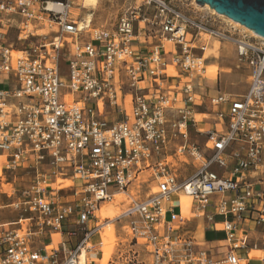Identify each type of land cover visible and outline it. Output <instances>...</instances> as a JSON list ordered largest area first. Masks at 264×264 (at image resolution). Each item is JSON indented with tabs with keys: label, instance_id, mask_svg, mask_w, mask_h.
<instances>
[{
	"label": "built area",
	"instance_id": "obj_1",
	"mask_svg": "<svg viewBox=\"0 0 264 264\" xmlns=\"http://www.w3.org/2000/svg\"><path fill=\"white\" fill-rule=\"evenodd\" d=\"M49 2L0 0V77L14 83L0 88L3 169L36 173L20 198L0 204V211L21 212L0 223V264H103L100 234L111 225L106 264H240L238 251L249 247L240 229L246 221L264 224V37L221 21L210 8L143 0L121 13L115 27L93 28L83 41L89 25L71 16L69 0L52 1L62 10ZM16 16L23 48L3 37ZM141 23L160 33L147 54L134 47ZM37 24L56 35L26 42ZM204 36L235 45L248 71L246 92L200 93L207 68L194 43ZM166 44L174 50L171 61ZM206 103L225 125L222 132L198 129L197 115L206 114L198 109ZM192 128L206 136L202 145ZM52 176L72 184L54 185ZM142 183L144 197L134 186ZM180 195L190 198V214ZM117 196L127 209L102 219V205ZM190 216L220 224L223 243L198 240L187 227Z\"/></svg>",
	"mask_w": 264,
	"mask_h": 264
},
{
	"label": "rangeland",
	"instance_id": "obj_2",
	"mask_svg": "<svg viewBox=\"0 0 264 264\" xmlns=\"http://www.w3.org/2000/svg\"><path fill=\"white\" fill-rule=\"evenodd\" d=\"M170 1L174 5L188 11H190L192 7H197L201 10L208 9L207 7H201L197 2L196 3L199 6H196L195 0ZM69 2L71 5V8L69 10L71 16L78 21V24L80 26L85 24L89 25V27L83 31L86 34L84 36L86 38L90 37V31L93 28L104 27L111 29L115 27L121 13H123L128 7L143 5V0H97L95 4L88 7L83 6L84 0H69ZM146 15L152 19V9H146ZM220 19H222L221 21L223 22H227L229 20L224 16H221ZM223 22L219 24H222L223 26ZM141 25H143V23ZM147 25L150 28L149 30H147V33L151 34V37L152 35L154 36L156 34L160 35L157 26L152 27V24ZM42 26L43 25L30 26V34L32 32L35 34L34 36L30 35L26 42H37L38 39L49 38L47 37V35L48 33L52 34V30H49L48 28L43 29ZM137 27L138 25L136 26V33H138ZM19 33V29H17L16 27H10L5 33H3L4 40L7 44L12 45L15 48H23L25 46L24 44L26 43H24L23 40L19 39ZM205 37L209 40V45L205 51V56H209V58H211L210 61L216 60L215 57H218L217 60L220 64V71H222H219L216 79L210 77L208 72L205 73V76L202 78V85L204 86V91L206 92V94H213L218 90L233 94H242L246 92L249 85L248 71L243 65L239 63L235 45L229 41H220L217 37L214 36ZM62 71L65 73V75H67V66L65 63L62 65ZM198 110L199 112L206 113L204 115H197L200 121L198 129H202L204 131L217 129L219 132L221 131V126H215V122L217 121L213 111L215 110L214 107L206 103ZM191 135L192 138L199 143V145H202L206 138L205 135H201L194 128L191 129ZM35 174L36 173L32 168H20L15 172L3 170L2 173H0V204L8 205L14 200L20 198L24 189H26L34 181ZM52 181H56V183L54 182V185H57V183L59 182H61L64 186H70L72 184V181L70 180L54 179ZM219 197H221V195L214 196V199H218ZM175 198L176 196L173 197V199ZM123 200H125L124 203L121 202ZM105 204H113L111 205L113 207L111 209L112 211H110V215H108V217L114 215L115 213V215L113 216L114 218L127 209L128 201L124 196H117L113 201L106 202ZM28 214L29 213H25L24 215L26 216ZM20 216V211L15 210L11 206H6L0 211V222L13 221L19 219ZM114 225L116 226V230H118L120 225L118 223H115ZM35 226L36 225L34 224V227ZM112 226L113 225L108 228L107 234L113 235ZM49 238L50 236L45 234H40L38 236V240H41L43 243Z\"/></svg>",
	"mask_w": 264,
	"mask_h": 264
},
{
	"label": "crops",
	"instance_id": "obj_3",
	"mask_svg": "<svg viewBox=\"0 0 264 264\" xmlns=\"http://www.w3.org/2000/svg\"><path fill=\"white\" fill-rule=\"evenodd\" d=\"M71 8V6H70ZM69 8V10H70ZM20 16H16L13 20H11V24H9L8 26L5 27V29H3V33H5L10 27H16L18 29L19 27V23H20ZM142 24V23H141ZM140 27H137L138 33H136V38L134 40V47L136 49V51L140 54H147L148 52H150L152 50V48L154 47V45L158 44L160 42L159 39V35H152L147 33V30H149V26L148 25H141ZM40 25V24H37ZM87 25V24H85ZM137 26V25H136ZM146 26V29H144L143 27ZM43 29H47L46 26H42ZM50 30V29H49ZM52 30V34L48 33L49 38H43L46 40H52L53 37L56 35L55 29H51ZM86 34L85 32H81L80 34V39L85 41V40H89L90 37H84ZM154 39V40H153ZM206 49L208 48L209 45V40L204 36L202 38L196 39L194 45H195V52L199 55H201L203 53V55L205 56V51L202 52L200 47L203 44H206ZM173 47L169 44H166L165 50H164V54L166 55V58L168 61H171L172 55H173ZM211 58H209V56H205V65L207 68V65H211L212 68H216L218 69V71H220V64L219 61L217 60L218 57H215L216 60L210 61ZM175 72L177 73V69H171L170 72ZM222 72V71H220ZM219 73V72H218ZM10 84H9V83ZM200 83H202V80L200 81ZM13 81L11 80H7L6 77H0V88H3L5 86H9V85H13ZM203 84V83H202ZM200 93L202 94H206V92L204 91V86L200 87L199 89ZM233 94V93H232ZM127 108H130V104L125 105ZM115 115L113 116H109V118H113ZM216 121L215 122V126H221L222 129L220 132H222L225 129V125L223 124L222 121H219L216 117ZM202 130V129H201ZM217 130V129H216ZM6 161V156L4 154L0 153V166L2 171L4 170V163ZM264 177V176H263ZM54 179H58L55 176L51 177V183L54 184V182L52 180ZM69 180V179H67ZM264 184V182H263ZM135 187H139L140 189H138L137 191H139V196L140 197H144L147 194V184L146 183H142L141 185L136 184L134 185ZM182 203V201H181ZM183 205V209L187 214H190L189 211V206L190 203L189 201H185L184 203H182ZM190 220L188 221V228L192 229L194 231V235L197 237L198 240H200L201 242H204L208 247H215L218 246L219 244L223 243V239H224V232L221 230V225H214L212 223H210L209 221H207V219L203 216L200 217H193L190 216L189 217ZM218 220H220V218H218ZM0 223H4V222H0ZM240 234H242L247 242L249 243V247L245 248V249H241L239 250V254L241 257V261L240 264H264V224L258 225L256 224L254 221H246L242 227V229H240ZM50 239L46 240L44 243L49 242Z\"/></svg>",
	"mask_w": 264,
	"mask_h": 264
},
{
	"label": "water",
	"instance_id": "obj_4",
	"mask_svg": "<svg viewBox=\"0 0 264 264\" xmlns=\"http://www.w3.org/2000/svg\"><path fill=\"white\" fill-rule=\"evenodd\" d=\"M196 2L200 6L209 4L217 13L242 23L264 37V0H196Z\"/></svg>",
	"mask_w": 264,
	"mask_h": 264
},
{
	"label": "bare ground",
	"instance_id": "obj_5",
	"mask_svg": "<svg viewBox=\"0 0 264 264\" xmlns=\"http://www.w3.org/2000/svg\"><path fill=\"white\" fill-rule=\"evenodd\" d=\"M96 1L97 0H84V7H88V6H91V5H93V4H95L96 3ZM196 1V0H195ZM47 7H49V8H54V9H58V10H62V9H64V7L62 6V5H60V4H57V3H53L52 1H50L48 4H47ZM201 7H207V8H210L211 10H213V11H215V12H217L214 8H212V7H210V5L209 4H204V5H201ZM69 8H70V6L68 7V12H69ZM70 13V12H69ZM219 15H221V16H224V17H226V18H228L229 20H233L232 18H230V17H228V16H226V15H224V14H221V13H218ZM233 22L234 23H236V24H240V25H242V26H244L245 28H247L248 30H250L252 33H254L255 35H257V36H260V35H258L257 33H255V31H253L252 29H250V28H248V27H246L245 25H243L242 23H240V22H238V21H235V20H233ZM216 45V44H215ZM218 45V44H217ZM217 47V46H216ZM208 53V52H207ZM207 56V55H206ZM217 67V66H216ZM212 68V66L211 65H207V72H208V74L210 75V77H213L214 79H216V76H217V74H218V69L217 68ZM69 100H71V99H69ZM0 173H2V169H1V166H0ZM53 182H55L56 183V181H53ZM179 199H180V201H182V203H184V200L185 201H189V203H190V198L188 197V196H185V195H180V197H178ZM111 205H113V204H108V205H106L105 203L102 205V207H101V209L99 210V216L102 218V219H106V218H108V219H112L113 218V216L115 215V213H114V215H111V216H109L108 217V215H110V211H112L111 209L113 208ZM115 206V205H114ZM111 226H107L106 228H105V230L104 231H102L101 232V234H100V237L102 238V240H103V243H104V259H103V264H106V260H107V258H108V255H109V253L111 252V244H112V242L114 241V227L112 226V230H113V235H110V234H107V230H108V228H110Z\"/></svg>",
	"mask_w": 264,
	"mask_h": 264
},
{
	"label": "trees",
	"instance_id": "obj_6",
	"mask_svg": "<svg viewBox=\"0 0 264 264\" xmlns=\"http://www.w3.org/2000/svg\"><path fill=\"white\" fill-rule=\"evenodd\" d=\"M63 2H65L66 0H62Z\"/></svg>",
	"mask_w": 264,
	"mask_h": 264
}]
</instances>
